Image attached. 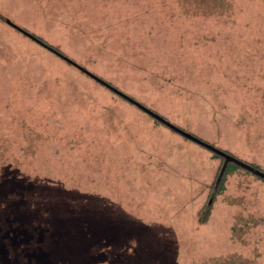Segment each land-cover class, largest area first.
Listing matches in <instances>:
<instances>
[{
  "label": "rangeland",
  "instance_id": "obj_1",
  "mask_svg": "<svg viewBox=\"0 0 264 264\" xmlns=\"http://www.w3.org/2000/svg\"><path fill=\"white\" fill-rule=\"evenodd\" d=\"M264 0H0V264H264Z\"/></svg>",
  "mask_w": 264,
  "mask_h": 264
},
{
  "label": "water",
  "instance_id": "obj_2",
  "mask_svg": "<svg viewBox=\"0 0 264 264\" xmlns=\"http://www.w3.org/2000/svg\"><path fill=\"white\" fill-rule=\"evenodd\" d=\"M7 22L15 27L17 30H19L20 32H22L23 34H25L26 36H28L29 38L35 40L36 42H38L39 44H41L42 46H44L45 48L49 49L50 51H52L53 53H55L56 55H58L59 57H61L63 60L67 61L68 63H70L71 65L75 66L76 68L80 69L82 72H84L85 74L89 75L91 78H93L94 80H96L97 82L101 83L102 85L106 86L107 88H109L110 90H112L113 92L117 93L118 95H120L122 98L128 100L130 103L134 104L135 106H137L138 108H140L141 110H143L144 112H146L147 114H149L150 116H152L154 119L158 120L159 122L163 123L164 125L168 126L169 128H171L172 130H174L175 132H177L178 134L184 136L185 138L205 147L206 149L212 151L213 153H216L217 155L221 156L223 158V164L220 168L219 174L217 176L216 182H215V187L217 188L220 183L221 180L225 174L226 168L228 166V164L230 162H233L235 164H237L238 166L250 171L251 173L261 177L264 179V171L240 160L239 158L233 156L232 154H229L226 151H223L217 147H215L214 145L202 140L201 138L195 136L192 133H189L187 131H185L184 129L178 127L177 125L171 123L169 120H167L166 118H164L162 115L158 114L157 112L151 110L150 108H148L147 106H145L144 104H142L141 102L137 101L136 99H134L133 97L127 95L126 93H124L123 91L119 90L118 88H116L115 86H113L112 84H110L109 82L105 81L104 79H102L101 77L97 76L96 74H94L93 72L89 71L88 69H86L85 67L81 66L80 64H78L76 61H74L73 59L69 58L68 56L64 55L63 53H61L60 51H58L57 49L53 48L52 46L48 45L46 42H44L43 40H41L40 38L34 36L33 34H31L30 32H28L27 30L13 24L12 22H10L9 20H7Z\"/></svg>",
  "mask_w": 264,
  "mask_h": 264
},
{
  "label": "trees",
  "instance_id": "obj_3",
  "mask_svg": "<svg viewBox=\"0 0 264 264\" xmlns=\"http://www.w3.org/2000/svg\"><path fill=\"white\" fill-rule=\"evenodd\" d=\"M157 122H159L158 120H156ZM160 123V122H159ZM215 156L222 158L221 156L217 155L216 153H214ZM223 159V158H222ZM233 168H241L240 166H238L237 164L230 162L226 168L225 174L221 180L220 185L216 188L215 185L213 187L212 192L209 194L208 199L206 201V204L202 210V212L200 213L198 220L199 223H205L208 220V217L212 211L213 205L216 201L217 195L220 193V191L223 189V182L224 179L227 175V173L233 169ZM259 177V176H258ZM261 178V177H260ZM263 179V178H262Z\"/></svg>",
  "mask_w": 264,
  "mask_h": 264
}]
</instances>
